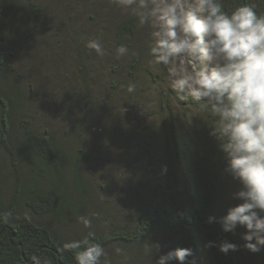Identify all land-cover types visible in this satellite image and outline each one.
<instances>
[{
	"label": "trees",
	"instance_id": "1",
	"mask_svg": "<svg viewBox=\"0 0 264 264\" xmlns=\"http://www.w3.org/2000/svg\"><path fill=\"white\" fill-rule=\"evenodd\" d=\"M241 2L224 0L225 10ZM252 2L264 14V0ZM94 38L103 57L86 47ZM121 44L129 52L118 58ZM149 44L150 28L139 27L110 0H0V264H31L33 255L49 264H76L75 253H62L61 246L90 231L108 254L115 247L132 253L126 263L141 253L149 258L152 245L165 241L168 250L194 249L198 264H264V249L246 250L238 228L225 233L208 223L234 206L226 199V160L209 135L215 118L170 90L165 68L149 63ZM129 83L135 92L127 91ZM42 93L51 94L48 101ZM108 119L115 128L106 148L116 154L124 151L120 137L126 146L125 139L133 144L134 138L149 145L163 133L176 170L173 186H148L145 198L136 195L135 208L123 215L109 208L112 196L94 173L101 149L92 140L105 136ZM170 189L177 198L163 195ZM79 216L91 217L92 227ZM224 239L238 250L205 247Z\"/></svg>",
	"mask_w": 264,
	"mask_h": 264
},
{
	"label": "clouds",
	"instance_id": "2",
	"mask_svg": "<svg viewBox=\"0 0 264 264\" xmlns=\"http://www.w3.org/2000/svg\"><path fill=\"white\" fill-rule=\"evenodd\" d=\"M124 14L133 16L139 27L150 28L149 61L166 70L170 90L181 102L191 97L215 118L209 135L226 160L224 171L240 185L232 194L240 201L221 217L209 216L225 233L238 227L245 231L243 247L258 253L264 249V14L252 0H243L225 10L224 0H110ZM86 47L103 57L98 38ZM129 49L121 44L117 57ZM127 91L136 90L129 83ZM162 171H167L164 166ZM98 216V213H94ZM11 213L2 219L7 222ZM85 228L92 227L89 216L77 217ZM221 253L237 251L238 245L221 240L207 241ZM159 253L154 264H198L194 249L176 247ZM60 251L74 252L76 264H112L105 248L95 242V233L66 241ZM117 256L125 250L115 247ZM153 249L151 250V255ZM31 264H49L33 255Z\"/></svg>",
	"mask_w": 264,
	"mask_h": 264
},
{
	"label": "rangeland",
	"instance_id": "3",
	"mask_svg": "<svg viewBox=\"0 0 264 264\" xmlns=\"http://www.w3.org/2000/svg\"><path fill=\"white\" fill-rule=\"evenodd\" d=\"M106 3H108V1ZM94 34L92 33V35ZM47 47H50V44H47L46 48ZM44 71L50 72L48 69H44ZM60 73L62 72H59L58 74ZM52 74L51 70V75ZM33 76L36 79V76ZM40 76L42 75L40 74ZM164 78L167 79L166 83L169 84L167 73L166 75L164 74ZM42 94L43 99L46 101H48L49 97H51L50 93H47L46 95L44 93ZM38 102L40 105L44 104L42 99H38ZM154 118H156V114ZM104 128L103 132H105L107 128L105 136L101 138L96 136L92 140V143H97V149L95 148L96 151L101 149V152H98L96 155L93 165L96 169L94 173L101 178V180H99L100 183L106 187L107 191L110 192L112 196L111 207L109 208L114 209L118 214H128L135 208V199L137 201L136 195L141 198H145L148 186H151V190L154 191L155 187L153 186L155 183L159 184L168 181L171 186L174 185V180H176V170L172 164L173 162L170 160L172 158L171 146L168 138L165 137L163 133L160 134V139L156 143L150 139L149 145L146 143L141 145L138 139L134 138L136 142L133 144H131L130 141L128 142V139H125L126 143L130 144V146H126L124 138L120 137L118 141L124 145V151L120 150L115 154V152L105 147L107 144L105 139L108 137L109 131L112 132L115 128L114 120L108 119V123L104 122ZM145 148H147L148 151H146ZM107 159H110V162H108ZM159 160L166 162L167 171H162L164 166L159 164ZM169 161L171 162L170 164H168ZM143 173L147 176V178L142 176ZM143 182H145L146 185L144 188L141 186ZM229 183L231 186L226 192V199L230 201L231 204L235 205L240 201L234 200L232 198V194L239 190L240 185L237 181L233 180L231 176L229 178ZM178 184L180 192L184 195V185L182 186L180 181H178ZM136 188L139 189V194L136 193ZM163 195H165L167 199H174V197H178L174 190L171 189L164 192ZM163 195L159 194V199H162ZM244 231L245 229L238 227V235L241 240V235ZM155 246H160L161 251L166 252L168 251L170 244L164 241L163 244L152 245L148 252L151 253V250L153 249V254L149 258H145V253H141L139 254L141 256L134 259L131 258L128 263H126V258L124 256L130 257L132 256V253L124 256H117L114 252V248H112L109 256L112 260V264H154L159 255V253L156 252ZM172 264H174V261Z\"/></svg>",
	"mask_w": 264,
	"mask_h": 264
}]
</instances>
